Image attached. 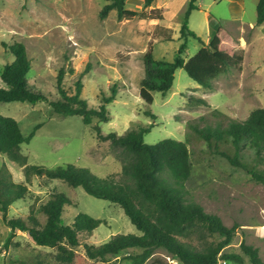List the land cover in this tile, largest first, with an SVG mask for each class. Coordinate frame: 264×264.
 <instances>
[{
  "label": "rangeland",
  "instance_id": "1",
  "mask_svg": "<svg viewBox=\"0 0 264 264\" xmlns=\"http://www.w3.org/2000/svg\"><path fill=\"white\" fill-rule=\"evenodd\" d=\"M111 1L0 0V86H5L1 78L4 65L14 60L9 46L22 41L32 60L29 82L48 93L50 100L61 96L57 85L61 69L65 72L63 86L69 93L75 92L76 81L82 79L81 96L90 107L99 108L115 87V100L107 105L111 119L101 122L103 133L114 131L121 135L129 129L153 124L144 135L148 144L165 138L188 140L194 168L186 182L187 199L219 215L227 226H237L233 242L225 251L241 253L250 263L241 247L244 241L257 247L264 260V181L209 148L190 127L192 121L200 126L244 121L255 108L264 107V28L257 24L259 0H197L202 9L192 11L189 27L206 39L209 28L204 14L209 11L230 32L231 39L226 38L224 45L236 46L244 60L240 67L232 66L218 75L211 89L193 79L186 69L178 68L172 88L167 92L154 91L151 105L140 95L141 81L146 75L144 55L152 50L157 59H175L184 42L181 27L191 0H154L150 6L145 0H126V8L160 13L163 18H120L115 8L102 18L100 11ZM235 1L243 6L242 14L232 11ZM234 16H240L244 25L237 24ZM242 40L248 44L245 49L240 45ZM200 47L199 40L190 37L184 54L192 56ZM0 114L16 118L25 136L35 132L22 144L29 164L49 168L75 164L117 182L124 178L127 156L122 148L110 140H99L80 115L56 113L49 101H0ZM241 153L249 168L264 173V149L258 153L246 143ZM3 169H9L14 180L26 181L24 167L0 153V172ZM27 184L30 193L11 205L10 218L26 215L34 202L39 206L50 194L61 192L72 199L71 204L64 206V223H72L80 212L104 220L93 234H81L82 244L77 250L83 254L85 243L100 244L117 233H139L121 206L91 195L81 186L72 187L46 175H34ZM201 242L196 235L193 243L200 246ZM40 250L43 258L53 260L55 248L37 245L26 232L12 233L0 213V264H16ZM142 251L141 247H132L111 258L119 264H135L129 255ZM153 262L182 264L164 247H158L146 264Z\"/></svg>",
  "mask_w": 264,
  "mask_h": 264
},
{
  "label": "trees",
  "instance_id": "2",
  "mask_svg": "<svg viewBox=\"0 0 264 264\" xmlns=\"http://www.w3.org/2000/svg\"><path fill=\"white\" fill-rule=\"evenodd\" d=\"M154 0H145L150 6ZM197 0H191L185 12L181 27L184 42L180 45L173 61L157 59L152 50L144 55L146 75L141 81L140 95L151 105L154 91L167 92L172 88L175 72L184 68L189 75L205 88H213V80L230 67H240L244 55L231 46L224 45L229 37L227 29L219 27L205 42L189 27L191 11L198 8ZM126 0H112L100 11L106 17L111 9H117L120 18H163V14H149L125 7ZM257 24L264 23V0L257 6ZM194 37L201 43L200 49L186 59L187 40ZM14 60L4 65L1 78L5 86H0V101H28L36 104L49 101L56 113L71 116L80 115L84 124L91 125L99 140H110L114 146L122 148L127 160L123 165L124 178L121 181L101 177L87 167L75 164L49 168L42 164H29L28 156L22 153V144L34 135L25 136L19 121L0 114V153L24 167L26 181L13 179L9 169L0 172V213L12 233L17 230L26 232L33 241L43 247L55 248L52 258H43L42 251L24 256L16 264H119L111 256L122 251L141 247L143 251L129 255L135 264H146L158 247L166 248L182 264H264L259 249L246 242L241 243L250 263L238 252L225 251L233 242L237 226H227L223 219L207 212L199 202L187 199L186 182L193 172V162L188 140L165 138L155 144H148L144 135L150 126L129 129L124 134L109 132L104 134L101 122L110 121L107 105L115 100L113 93L103 98L99 108L90 107L86 98L81 96L83 81H76V90L69 93L63 86L64 70L58 74L57 85L61 96L50 100V95L29 82L28 73L32 60L27 46L15 41L9 46ZM90 64L88 65V68ZM205 101V100H203ZM149 115H156L147 110ZM95 119L97 120L96 122ZM202 119H205L202 116ZM194 135L207 142L208 147L226 156L233 165L246 167L253 176L264 181V173L249 168L243 162L242 148L246 143L258 153L264 149V107L255 108L244 121L230 120L224 125L207 123L200 126L197 121L190 122ZM34 175H46L51 179H61L72 187H83L89 194L109 200L121 206L139 233H117L100 244L85 243V253L77 250L82 244L81 234H93L104 220L87 212H80L75 220L66 224L63 221L64 206L72 199L65 193H52L39 206L31 204L26 215L9 217L10 207L18 199L30 193L28 181ZM170 176L171 180L168 178ZM196 235L202 240L200 246L193 243ZM150 264H159L153 262Z\"/></svg>",
  "mask_w": 264,
  "mask_h": 264
},
{
  "label": "crops",
  "instance_id": "3",
  "mask_svg": "<svg viewBox=\"0 0 264 264\" xmlns=\"http://www.w3.org/2000/svg\"><path fill=\"white\" fill-rule=\"evenodd\" d=\"M195 9H197V8H195ZM195 9H193V10H195ZM198 9H202L200 6H198ZM192 10V11H193ZM192 11H191V13H192ZM232 11H235V12H238L239 14H242L241 13V11H243L244 12V8H243V6H241L240 4H238L236 1L235 2H233L232 3ZM191 15V14H190ZM205 16V20L207 21V24H208V28H209V36L206 38V39H204L206 42H208L209 40H210V38L212 37V35H213V33L220 27V25L216 22V20L213 18V16L210 14V12L209 11H206L205 12V14H204ZM241 16V15H240ZM240 16H234V18H233V20L235 21V22H237V24H239V25H241V26H243L244 25V23L240 20ZM190 18V17H189ZM261 27L262 28H264V23L263 24H261ZM228 31V30H227ZM228 33H229V38L228 39H231V35H230V32L228 31ZM190 38V37H189ZM189 38H188V40H189ZM188 40H187V48H188ZM239 44V43H238ZM237 45V44H236ZM240 45H241V47H242V49H245V48H247V43H245V41L244 40H242L241 41V43H240ZM236 48V46H234V49ZM200 48H198V50H199ZM237 49V48H236ZM188 49H186V51H187ZM197 50V51H198ZM184 56H185V58L186 59H189L190 57H191V55H187V52L184 54Z\"/></svg>",
  "mask_w": 264,
  "mask_h": 264
}]
</instances>
